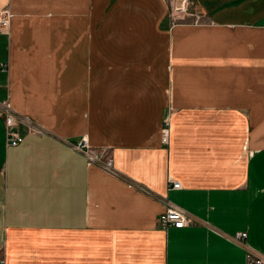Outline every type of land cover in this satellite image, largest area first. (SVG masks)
Segmentation results:
<instances>
[{"label": "crops", "instance_id": "1", "mask_svg": "<svg viewBox=\"0 0 264 264\" xmlns=\"http://www.w3.org/2000/svg\"><path fill=\"white\" fill-rule=\"evenodd\" d=\"M190 4L162 28L161 0H0V105L38 127L5 146L0 113L3 264H244L242 231L264 256V0Z\"/></svg>", "mask_w": 264, "mask_h": 264}, {"label": "built area", "instance_id": "2", "mask_svg": "<svg viewBox=\"0 0 264 264\" xmlns=\"http://www.w3.org/2000/svg\"><path fill=\"white\" fill-rule=\"evenodd\" d=\"M186 0L180 2V9H183V5L186 4ZM9 17L10 14L7 10L0 11V33H8L9 29ZM195 19H200L199 15H194ZM197 23V22H195ZM0 113L3 116L4 120V145L5 146H15L21 142L22 137L19 132V125L25 126L27 130H33L34 132L38 131V127L30 125L25 119L14 114L8 105L3 102L0 105ZM169 137V126L168 122L164 121L160 129V142L164 145L167 144ZM72 149L81 153L88 164H94L99 166L102 170L108 173H114L112 160L109 157L104 155L102 149H95L88 144L87 137L81 135L79 139L71 143ZM168 185L172 189H178L179 182L175 180L168 179ZM156 223L161 228H167L168 226L179 228L190 223L189 218L187 217L186 212L180 207L174 205L171 202H166L163 208V211L158 216ZM245 232H235L231 235L232 241L239 244L243 247L245 251V261L244 264H264V256L258 252L251 249L245 242ZM0 264H3L0 261Z\"/></svg>", "mask_w": 264, "mask_h": 264}, {"label": "rangeland", "instance_id": "3", "mask_svg": "<svg viewBox=\"0 0 264 264\" xmlns=\"http://www.w3.org/2000/svg\"><path fill=\"white\" fill-rule=\"evenodd\" d=\"M161 1L165 6L164 23L166 25H162L160 27L169 28V27H174V25H180V24L195 25L201 22L200 19L197 20L194 17L196 13H194L195 11L193 10L190 4L191 0H186L187 2L186 4L183 5V9H180V5H181L180 2L182 0H161ZM3 10H7V9H3ZM168 126H169V122H168Z\"/></svg>", "mask_w": 264, "mask_h": 264}]
</instances>
